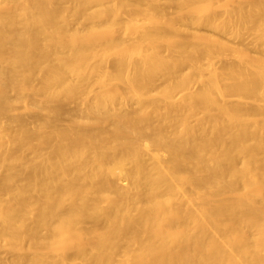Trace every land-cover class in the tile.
Here are the masks:
<instances>
[{
	"label": "bare ground",
	"instance_id": "6f19581e",
	"mask_svg": "<svg viewBox=\"0 0 264 264\" xmlns=\"http://www.w3.org/2000/svg\"><path fill=\"white\" fill-rule=\"evenodd\" d=\"M2 247L264 264V0H0Z\"/></svg>",
	"mask_w": 264,
	"mask_h": 264
},
{
	"label": "rangeland",
	"instance_id": "374dc122",
	"mask_svg": "<svg viewBox=\"0 0 264 264\" xmlns=\"http://www.w3.org/2000/svg\"><path fill=\"white\" fill-rule=\"evenodd\" d=\"M216 33V35H218V36H220L223 40H225V41H227V42H229L230 44H232V45H239L240 44V40H238L237 38H235L234 36H230V35H224V34H222V33H219V32H215ZM249 33V32H248ZM256 35V34H255ZM255 35H254V33L253 32H251V33H249V34H247L246 35V39H245V41L243 42V44H245V45H247L248 47H250V48H252L253 47V45H254V41H255ZM216 61V63H217V65L218 64H221L222 62H224V61H228V60H231V58L230 57H226V56H224V57H220V58H216L215 59ZM69 105V104H68ZM67 105V107H73L75 104L74 103H72V104H70L69 106ZM16 113H19V115L21 114L22 116H24L26 119H24V120H27V119H29V122L31 123V121H32V123H33V120L35 119V115L34 114H29V113H27V111L24 109V108H22L21 106L17 109V111H16ZM32 118V119H31ZM28 121V120H27ZM26 122V121H25ZM30 123L28 124L29 126H30ZM26 124V123H25ZM62 124H67V121H63L62 122ZM32 125L33 124H31V126L30 127H32ZM23 175V174H22ZM23 177H24V175H23ZM22 178V177H21ZM3 248L4 247H2V249H0V250H3ZM5 249V248H4ZM6 250V249H5ZM5 250H3V252L2 251H0L1 252V254L0 255H7V256H9V255H11V254H9L7 251H5ZM2 255V256H3ZM1 257V256H0ZM3 257H5V256H3Z\"/></svg>",
	"mask_w": 264,
	"mask_h": 264
}]
</instances>
